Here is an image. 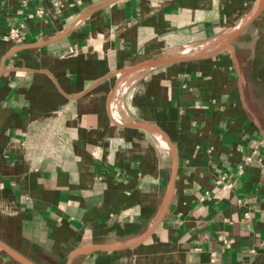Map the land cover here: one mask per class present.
<instances>
[{
	"label": "crops",
	"instance_id": "1",
	"mask_svg": "<svg viewBox=\"0 0 264 264\" xmlns=\"http://www.w3.org/2000/svg\"><path fill=\"white\" fill-rule=\"evenodd\" d=\"M263 6L0 0V264H264Z\"/></svg>",
	"mask_w": 264,
	"mask_h": 264
},
{
	"label": "bare ground",
	"instance_id": "2",
	"mask_svg": "<svg viewBox=\"0 0 264 264\" xmlns=\"http://www.w3.org/2000/svg\"><path fill=\"white\" fill-rule=\"evenodd\" d=\"M261 8V7H260ZM259 8V9H260ZM255 13H257V12H255ZM257 15V14H256ZM246 21V20H245ZM245 21L242 23V27L243 26H245L246 24H244L245 23ZM247 23V22H246ZM232 32H231V30L228 32V33H226L224 36H222L221 38H218V39H216L215 41H211L212 43H210V44H208V45H206L205 47H204V49H203V52H210V51H213V50H215V49H218V48H221V47H224V46H226V45H228L229 44V42H230V40L233 38V36L235 35H232V36H230V34H231ZM201 47H199V49H200ZM192 52V51H191ZM200 54V53H199ZM125 77H127V76H125ZM127 84H128V78H127V80H122V82L119 84V87H118V91L116 92V94H115V96H114V99H113V101H112V109H113V111L117 114V111H118V109H119V99H122V98H120L124 93H125V91H126V89H127ZM120 111V110H119ZM118 116L120 115V112H119V114H117ZM122 115V114H121ZM123 116V115H122ZM117 117V116H116ZM121 117V116H120ZM119 117V118H120ZM118 118V117H117ZM118 118V119H119Z\"/></svg>",
	"mask_w": 264,
	"mask_h": 264
},
{
	"label": "water",
	"instance_id": "3",
	"mask_svg": "<svg viewBox=\"0 0 264 264\" xmlns=\"http://www.w3.org/2000/svg\"><path fill=\"white\" fill-rule=\"evenodd\" d=\"M130 125H136V124H130ZM169 141V140H168ZM169 145L171 146L170 141L168 142ZM174 155H175V161H176V165H175V174H174V179L176 178V174H177V170H178V157L176 156L175 151L173 150ZM136 246V244H123V245H118V246H110V247H102V246H90V247H83L80 248L76 251H74L68 261V264H72L74 258L80 254L83 253H88V252H94V251H113V250H119V249H123V248H129V247H133Z\"/></svg>",
	"mask_w": 264,
	"mask_h": 264
},
{
	"label": "rangeland",
	"instance_id": "4",
	"mask_svg": "<svg viewBox=\"0 0 264 264\" xmlns=\"http://www.w3.org/2000/svg\"><path fill=\"white\" fill-rule=\"evenodd\" d=\"M263 7H264V6H263ZM263 7H262V9H263ZM262 9H261V10H262ZM255 10H256V9L254 8V11L251 13L253 16H255L256 14H258V13L261 11V10H259L258 13H255ZM248 21H249V18H248L245 22H248ZM241 28H242L241 26H238L237 28L232 29V30H231L232 33L230 34V36H232V35L235 34V35L233 36V38H234V37L239 33V31L241 30ZM263 31H264V28H263V30H262L261 32H263ZM221 37H222V36H221ZM221 37H220V38H221ZM262 37H263V36H262ZM233 38H232V39H233ZM232 39H231V40H232ZM231 40H230V41H231ZM259 40H260L259 43H260L261 45H264V38L259 39ZM215 50H216V49H215ZM253 59H254V56H253ZM263 59H264V55H263ZM261 73H262V75H263V77H264V71H262ZM262 91H263V96H264V88H263Z\"/></svg>",
	"mask_w": 264,
	"mask_h": 264
},
{
	"label": "built area",
	"instance_id": "5",
	"mask_svg": "<svg viewBox=\"0 0 264 264\" xmlns=\"http://www.w3.org/2000/svg\"><path fill=\"white\" fill-rule=\"evenodd\" d=\"M48 1L54 2L56 4V6L58 4V0H48ZM17 34H18V31L17 30H12V33H11L12 37H13V35H14V37L17 36ZM122 75H123V73H119L118 74L119 77H121Z\"/></svg>",
	"mask_w": 264,
	"mask_h": 264
}]
</instances>
